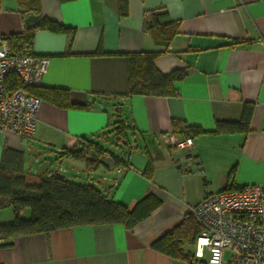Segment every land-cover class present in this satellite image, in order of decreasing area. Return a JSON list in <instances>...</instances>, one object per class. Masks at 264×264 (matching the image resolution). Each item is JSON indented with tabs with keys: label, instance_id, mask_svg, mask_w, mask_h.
Instances as JSON below:
<instances>
[{
	"label": "crops",
	"instance_id": "crops-1",
	"mask_svg": "<svg viewBox=\"0 0 264 264\" xmlns=\"http://www.w3.org/2000/svg\"><path fill=\"white\" fill-rule=\"evenodd\" d=\"M34 7L40 20L66 29L34 27L30 51L49 59L39 87L66 90L73 104L92 106L70 110L42 100L31 138L0 133V160L6 149L18 152L29 178L60 175L129 208L147 196L155 207L130 229L78 226L16 237L0 247V261L186 264L151 244L178 226L206 193L264 183V0H127L124 16L119 0H36ZM158 11L165 13L160 25L176 26L168 46L144 30V15ZM27 14L25 2L0 0V36L24 33ZM139 53L158 54L154 66L164 75L185 71L174 96H127L128 56ZM245 104L253 106L247 133L214 132L218 121H239ZM116 122L126 127L120 141L127 148L125 167L114 166V154H96L93 146L85 157L97 163L72 158L71 151L83 150L82 139L103 149L101 143L116 134ZM166 136L190 137L196 163L189 166L188 152L169 148ZM148 161L152 173L146 177ZM84 176L88 181L81 183Z\"/></svg>",
	"mask_w": 264,
	"mask_h": 264
},
{
	"label": "trees",
	"instance_id": "trees-1",
	"mask_svg": "<svg viewBox=\"0 0 264 264\" xmlns=\"http://www.w3.org/2000/svg\"><path fill=\"white\" fill-rule=\"evenodd\" d=\"M21 1L25 2L28 13L36 12L34 7L36 0ZM118 11L121 16L127 14V0H119ZM164 14L160 11L146 13L144 30L151 35L158 36L168 46L176 33V26L174 24L160 25L158 18ZM36 28L51 32L66 31L64 27L48 19L40 20V25ZM34 30V28L26 29L21 35L4 38L11 55L33 56L30 49ZM157 56L156 53H139L128 56V97L134 95L172 97L175 95L174 85L184 78L185 71L174 70L167 75L160 73L154 66V59ZM19 86L16 75L12 74L7 77L5 87L8 91L17 89ZM30 93L41 101L62 109L86 110L92 106L89 103L86 105L73 104L69 92L62 89H43L37 86L31 88ZM252 111L253 106L245 104L239 121H218L215 123L214 132L217 134L247 133L250 129ZM173 126L175 132L179 130L178 123H174ZM188 129L194 134L201 132L198 128ZM125 131L124 122L113 124L112 132H116L114 137L118 141L125 138ZM81 143L84 151H71V156L74 160L85 162L87 166L97 162L86 159V149L93 146L96 154L108 153L97 144L83 139ZM110 156L114 166L126 165L123 157ZM151 173L152 165L148 161L144 175L149 177ZM151 200V196H147L134 207L129 208L108 199L91 185L69 182L60 175L34 180L24 174L21 154L6 149L0 160V210L9 207L13 218L9 223H0V240L8 241L0 247L11 246L12 240L16 237L34 234L47 235L55 230L78 226L119 224L130 229L145 219L155 207L150 203ZM26 211L29 216L24 219L22 215ZM198 232V225L188 213L178 226L153 242L151 248L187 264H206L205 261H196L188 249L194 245Z\"/></svg>",
	"mask_w": 264,
	"mask_h": 264
},
{
	"label": "built area",
	"instance_id": "built-area-1",
	"mask_svg": "<svg viewBox=\"0 0 264 264\" xmlns=\"http://www.w3.org/2000/svg\"><path fill=\"white\" fill-rule=\"evenodd\" d=\"M4 38L0 36V133L31 138L42 101L30 89L40 85L49 59L13 56ZM12 74L20 86L8 91L5 81ZM164 141L171 149L188 152L189 166L196 163L189 154L193 149L190 137L166 136ZM189 213L199 227L194 242L196 261L207 253L206 264H264V183L236 189L228 184L221 191L206 193ZM225 252L229 255L226 261Z\"/></svg>",
	"mask_w": 264,
	"mask_h": 264
},
{
	"label": "rangeland",
	"instance_id": "rangeland-1",
	"mask_svg": "<svg viewBox=\"0 0 264 264\" xmlns=\"http://www.w3.org/2000/svg\"><path fill=\"white\" fill-rule=\"evenodd\" d=\"M102 148H103V150H105V151H107V152H111L112 154H114L115 156H117V157H124L125 156V154H124V151H126V147L120 142V141H118L114 136H111L109 139H108V141H104V142H102L101 143V145H100ZM83 178V181H82V179L80 180V182L82 183V182H87L88 181V179H87V177L86 176H84V177H82ZM6 213H9V218H11L12 217V213H11V209H9V208H3V209H1L0 210V222H2V216H4V215H6ZM28 216H29V213H28V211H26L23 215H22V217L24 218V219H26V218H28ZM11 221H12V218L10 219ZM10 221V222H11ZM9 223V222H8ZM189 249V251L192 253V255L194 254V251H195V249H194V245L192 246V247H190V248H188ZM228 257H229V255H228V253L227 252H225L224 253V255H223V258H224V261H226L227 259H228ZM207 259H208V254L207 253H205L204 254V258L203 259H199L198 261H207ZM186 263V262H185ZM187 264V263H186Z\"/></svg>",
	"mask_w": 264,
	"mask_h": 264
},
{
	"label": "water",
	"instance_id": "water-1",
	"mask_svg": "<svg viewBox=\"0 0 264 264\" xmlns=\"http://www.w3.org/2000/svg\"><path fill=\"white\" fill-rule=\"evenodd\" d=\"M26 29L38 27L40 25V17L34 13H28L24 19Z\"/></svg>",
	"mask_w": 264,
	"mask_h": 264
}]
</instances>
